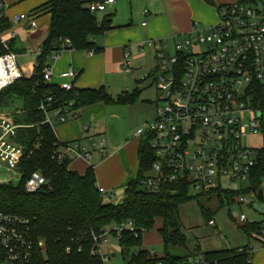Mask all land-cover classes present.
Wrapping results in <instances>:
<instances>
[{
    "label": "built area",
    "instance_id": "obj_1",
    "mask_svg": "<svg viewBox=\"0 0 264 264\" xmlns=\"http://www.w3.org/2000/svg\"><path fill=\"white\" fill-rule=\"evenodd\" d=\"M114 2L92 1L89 9L103 12ZM217 7L219 20L215 24H197L187 33L143 42V47L154 49L155 82L160 94L157 117L135 132L136 137H147L146 143L155 157L139 184L148 191H160L166 185H186L189 192L196 193L217 188L241 191L236 200L246 203L251 201L246 193L258 197L259 190L227 188L225 181L250 183L252 169L264 149V107L255 105L253 94L254 81L264 82V0L223 1ZM148 13V10L144 12ZM35 16L31 13L13 15L12 27L0 35L1 44L8 50L0 56V91L24 75L17 65L16 52L10 49V40L17 36L14 25L25 22L28 30L34 31L37 28ZM146 24L144 21L143 25ZM197 45L201 48L199 51ZM67 46L69 43H62V48L53 52L50 59H59ZM89 52L95 53L94 50ZM130 56L131 53L125 51L123 68L126 72L132 71ZM37 66L38 61L35 68ZM42 73L45 83L54 84L51 64L46 63ZM78 75L79 71L70 67L61 73L63 80L57 85L65 91H73ZM55 102L54 94L42 97L40 109L45 113L44 123L55 129L59 124L78 118L73 100L62 105ZM21 126L0 110V160L16 170L26 158L25 147L18 140ZM249 136H258L261 144H244ZM99 150L103 156L107 155L104 140ZM54 157L59 162L78 157L90 162L93 155L88 147L73 141L59 146ZM47 184L46 176L35 170L26 180L25 189L34 193ZM99 190L104 195L105 188L99 187ZM240 220L248 222L245 215H241ZM209 223L216 225L214 219ZM124 233L140 238L146 229L130 219L101 231H81L69 237L65 253L89 254L107 264L104 248L109 245L110 236L114 235L120 244ZM250 236L264 245V220L255 224ZM0 247L11 264H52L45 239L34 236L31 221L24 216L0 212ZM149 251L152 257L159 256L155 249ZM188 264L207 262L203 255H196L189 258Z\"/></svg>",
    "mask_w": 264,
    "mask_h": 264
},
{
    "label": "trees",
    "instance_id": "obj_2",
    "mask_svg": "<svg viewBox=\"0 0 264 264\" xmlns=\"http://www.w3.org/2000/svg\"><path fill=\"white\" fill-rule=\"evenodd\" d=\"M99 0H46L34 8L32 14H50L49 34L44 40L41 53L37 56L39 66L30 75L8 85L0 91V110L19 102L20 107L13 114L14 121L22 126L18 130V140L24 145L26 158L20 163L18 172L21 178L18 184L0 182V212L16 214L30 219L36 238L45 239L52 264H103L98 257L89 254L67 255L65 247L71 235L94 229L101 231L113 223L135 220L146 231L153 228L158 220L162 227L159 235L165 246V253L152 257L148 249H143V236L131 237L124 233L120 240L123 251L137 248V254L125 264H188L192 256L203 255L207 264H254L249 247L225 248L208 252L197 249L189 255L177 256L169 252V246L186 247L187 236L178 226L175 213L180 206L190 201L193 195L186 185H166L160 191H148L139 184L140 179L152 167L155 160L153 151L147 143H142L139 151V170L137 177L125 187V197L121 202H106L97 185L96 171L90 165L84 173L71 169L72 159L59 162L54 157L55 150L64 144L58 138L55 129L44 123L45 113L40 109L45 94L56 96V105L69 100L80 109L97 102L111 103L113 97L105 86L99 88H76L65 91L57 84H47L42 73L53 52L60 50L61 44L69 43L67 50L102 51L96 37L116 27L113 14L99 17L89 9V3ZM211 2V0H207ZM253 3L256 0H241ZM12 27V22L4 9H0V35ZM14 38L10 40L13 49ZM8 50L0 41V56ZM137 92L120 97L121 101L134 100ZM254 103L264 107V82L253 83ZM40 170L48 179V184L34 193L25 189L30 174ZM264 176V149L260 160L252 169L251 190L261 189ZM217 194L220 199L236 200L241 191L213 189L203 193ZM243 228L250 234L257 222H243ZM248 223V224H246ZM171 227V228H170ZM6 259L0 247V264Z\"/></svg>",
    "mask_w": 264,
    "mask_h": 264
},
{
    "label": "rangeland",
    "instance_id": "obj_3",
    "mask_svg": "<svg viewBox=\"0 0 264 264\" xmlns=\"http://www.w3.org/2000/svg\"><path fill=\"white\" fill-rule=\"evenodd\" d=\"M203 1L205 4H202L200 0H193L196 11L199 14H205L207 17H211L212 20L218 21L219 16L215 4V9H213L210 3L206 0ZM223 1L230 2L232 0H216V3L218 5ZM26 3L27 0H21L14 4L6 5L5 9L13 11L20 5H25ZM109 8L110 7H108V10ZM146 10H151L153 12L150 15L149 11L147 15L148 19L157 15L155 12H160L158 14L161 15L163 24H165V21L167 24L169 22L170 29L166 25V31L156 39L167 38L175 33L185 32L179 27L175 29L171 19L173 18L174 22L177 23L180 15L176 11L175 13L177 15L175 13H166L163 11V0H117V4L111 13L113 14L115 23L118 21L130 23L132 20H135L134 24L127 25L130 26L129 28L127 27L128 29H133L132 27L138 28L141 26L140 23L145 15L143 12ZM103 14V12H97L99 17L103 16ZM137 20H139L138 24ZM195 21H200L204 26L210 25L199 18L195 19ZM117 31L122 30H118L117 28ZM108 32L111 31H106L104 34L97 37V45L106 48L104 58L101 56L95 57L96 60L101 59L100 62H94L90 69L83 72V76L87 78V84L97 85L99 87L105 86L113 97V102H99L104 105V109L93 113L94 119L91 122L92 128L90 132L85 133L84 129H82L84 135L87 134L89 136L83 141V145L88 147L92 152L93 158L90 161V165L96 168L98 182L101 180L102 183L116 184L123 169L122 160H125L127 150H123L117 158H113L106 164H103L107 160L106 156L109 155L110 158L114 157L119 152L120 146L124 144L127 145L132 142L141 143L142 141L143 143L147 142V137L145 135L136 137L135 132L145 123L151 122L157 117V103L160 91L155 82V67L157 61L154 50L149 46H145L144 48L140 46L141 42H146L151 39L148 34V28H146L142 34L141 32L136 33L141 39L134 34L130 35L129 39L122 42H118L115 38L109 45L106 41ZM18 35L19 36L15 39L16 46L28 48L30 43L29 37L27 35H21V33ZM125 36H127V33ZM125 42L128 44L126 51L132 54L130 56L131 72H126L123 68L124 56L122 48ZM200 49V46L197 45L196 50L199 51ZM68 51L72 50H64L62 53L63 58ZM78 51L82 54L86 52L85 50ZM98 53L100 54L102 52L100 51ZM16 54V62L22 72H26L25 70H28L29 67L32 71L35 70L37 63L35 56H32L30 53L23 54L16 52ZM81 59L84 60V56ZM136 91H138L137 97L134 100L121 101L119 99L127 94H133ZM96 104H98V102L94 105ZM19 107L20 104L17 102L13 106L3 109V111L13 118V114ZM59 125L56 126L55 130ZM102 140L105 141V151L107 152V155H104L103 159L100 158L101 150H99ZM243 142L244 144L260 145L261 139L258 136H249L246 137ZM79 158L80 157L75 159ZM75 159L74 165L76 169L82 171L86 164ZM20 177L21 175L18 170L13 169L10 164L0 160V182L18 184ZM110 187L112 188L105 189L104 196L106 199H111L110 202H113L115 200L110 194L114 193L115 196L119 194L123 195L126 186L120 187L112 185ZM225 187L248 190L250 188V183L241 182L239 180L234 182L225 181ZM261 188L264 192V183L261 185ZM189 193L193 195V198L183 203L174 217L181 231L187 236V246H169V252L173 255L184 256L191 254L196 249L201 252H208L225 248H241L248 246L252 248L253 263L264 264V245L256 238L250 236L243 228V221L240 220L241 215H245L248 222H260L264 220V200H260L257 196H252L249 193H246V195L251 198V201L246 203H241L238 200H229L225 196L220 199L216 193L209 195L192 191ZM107 194H109V196ZM210 219L215 220V226L209 223ZM116 225L117 223H113L111 226L115 227ZM159 227H162L161 220H158L153 228L146 231L143 236V241L146 248H149L148 250L155 249L157 255H163L165 253V246L159 235ZM110 237L109 245H106L104 248L108 257L107 264H125L137 251V248L123 251L115 236L111 235ZM143 248H145L144 245ZM2 264L11 263L5 261Z\"/></svg>",
    "mask_w": 264,
    "mask_h": 264
},
{
    "label": "crops",
    "instance_id": "obj_4",
    "mask_svg": "<svg viewBox=\"0 0 264 264\" xmlns=\"http://www.w3.org/2000/svg\"><path fill=\"white\" fill-rule=\"evenodd\" d=\"M18 1H21V0H0V2H1L0 3V9H4L7 16L9 18H11L15 14L31 13V11L34 8L42 5L43 3H45L46 0H29V1L27 0V3L25 5H20L19 7L14 9L13 11L5 9L6 5H8V4L11 5V4H14ZM200 2L202 4H205L203 0H200ZM207 2L212 5L213 9H215V7H216L217 12H218V16H219V9L217 7L216 0H211V2H209V1H207ZM116 4H117V0H115V2L113 4L108 5V7H110L109 10L107 8V10L103 11V13L104 14L111 13V11L115 8ZM214 4H215V7H214ZM163 9H164L163 11H165L166 13H175V11L178 12L180 17H179L177 23L174 22L173 18L171 19V21H172L175 29H177L179 27L183 31H185L182 33L189 32L197 24L203 25L202 23H200V21H198V22L195 21V19H197V18L203 20L205 23H208L210 25L217 23V21L212 20L211 17H207L205 14H199L194 7L193 0H163ZM148 11H150V15L153 13L151 10H148ZM158 13H160V12H155V14H157V15L151 17L150 19H148L147 15H144V19L140 23L141 26L138 28L132 27L133 29H128L130 26H127V25H130L132 23L134 24L135 20H132L130 23L125 22V21H123V22L118 21L115 23L113 20V24L116 27L111 29L110 30L111 32H108L107 37H106L107 44L109 45L115 38L118 40V42L126 41V39H129L130 35H134L137 32H141V34H142L146 28H148V34H149V37H151V39H153V37L155 39V38L159 37V35H163L162 33H164L166 31L165 26L167 25V27L169 28V22L167 24L165 21V24H163V19H162L161 15H159ZM143 14H144V12H143ZM35 17L37 19V28L34 31L30 32L28 30V26L25 22H21V23L14 25V28L17 31V36L14 38V41L12 43H13L14 51H16L17 53L18 52L23 53V54H29L30 53V54H32V56H35L37 59V56H38L39 52L41 51L42 44L49 34V25H50V21H51V16H50V14L45 13V14L36 15ZM144 21L147 22L146 25H143ZM138 23H139V20H137V24ZM117 28H118V30L121 29L122 31H117ZM19 33H21V35H27L29 37L30 43H29L28 48L16 46L15 39L19 36L18 35ZM126 33H127V36H125ZM175 34H178V33H175ZM175 34H173V35H175ZM179 34H180V32H179ZM136 36L139 39H141V37L138 36L137 34H136ZM97 41L98 40L96 37V43H97ZM27 43H28V39H27ZM127 45H128L127 42H125L124 46L122 48L123 49V56H124V53L126 51ZM142 45H143V42L140 43V46H141V48H144ZM101 48H102V51H101L102 53H100V54L98 52L90 53L87 50H85L86 52L82 54L78 50L72 49V51L66 52L65 53L66 55L64 54L65 55L64 58L62 55L57 60H51L49 58L47 63L51 64L53 67V73H54L53 79H52L53 83L59 84L63 80V78L61 77V73L65 70H67L68 68L73 67L79 71V75L75 80V85H74L75 88H78V89L79 88H99V86H97V85L87 84V81H86L87 78L85 76H83V72H85L87 69H90L94 62H96V61L100 62L101 59L96 60L95 57L101 56L102 58H104V56L106 54V48L105 47H101ZM154 55H155V53H154ZM83 56H84V60L81 59ZM25 71L26 72H23V73H24V75H27V76H30L33 73V71L30 69V67L28 68V70H25ZM94 104H90V105H87V106H84V107L78 109V118H77L78 120H70V121H68L64 124H60L58 126V128L56 129V133L58 135V138L61 141H63V142L78 141L83 145V141H85L89 137L87 134L84 135V131H85V133H89L90 129L92 128L91 122L94 119L93 113L101 111L104 109V105H102L101 103L98 102V104H96V105H94ZM82 128L84 129V131ZM141 143L140 142L139 143L132 142V143L127 144V145L124 144L123 146H120L119 152L114 157L110 158L109 155L106 156L107 160L103 164H106L107 162H109L113 158H117V156H119L123 150H125V149L127 150L126 158H125V160H122L123 169L121 171L120 178L116 182V184L106 183V182L102 183L101 180L98 182V177H97V173H96L98 187H103L105 189L112 188V187H110L112 185L125 187L131 180H133L137 177L138 170H139V151H140ZM100 158L103 159L104 156L101 154ZM75 160H79V161L83 162L84 164H86V166H87V167L85 166L86 168L84 167L82 169V171L77 170L75 165H74L75 161L72 160V162L70 164L71 169L76 170L79 173H84L85 170L90 166V162L86 161L83 158H79V159H75ZM124 191H125V188H124ZM124 197H125V192L123 195H121V194H119L118 196L114 195L112 198L117 202H115V201H113V202L114 203L121 202L124 199ZM104 200L106 202H110L111 199H106V197L104 196ZM143 245L145 247L144 249H149V248H146L144 241H143Z\"/></svg>",
    "mask_w": 264,
    "mask_h": 264
},
{
    "label": "water",
    "instance_id": "obj_5",
    "mask_svg": "<svg viewBox=\"0 0 264 264\" xmlns=\"http://www.w3.org/2000/svg\"><path fill=\"white\" fill-rule=\"evenodd\" d=\"M258 197H259L260 200H263V199H264V192H263V189H260V190H259Z\"/></svg>",
    "mask_w": 264,
    "mask_h": 264
}]
</instances>
